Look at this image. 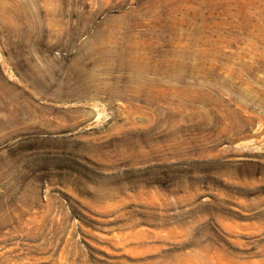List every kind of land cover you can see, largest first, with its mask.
I'll list each match as a JSON object with an SVG mask.
<instances>
[{
  "label": "rangeland",
  "instance_id": "rangeland-1",
  "mask_svg": "<svg viewBox=\"0 0 264 264\" xmlns=\"http://www.w3.org/2000/svg\"><path fill=\"white\" fill-rule=\"evenodd\" d=\"M0 264H264V0H0Z\"/></svg>",
  "mask_w": 264,
  "mask_h": 264
}]
</instances>
